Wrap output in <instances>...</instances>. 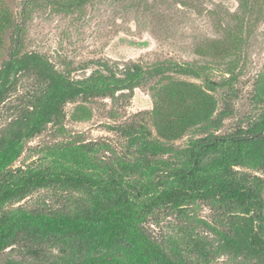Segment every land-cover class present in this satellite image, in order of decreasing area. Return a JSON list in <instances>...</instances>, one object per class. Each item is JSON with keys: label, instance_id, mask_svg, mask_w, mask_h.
I'll list each match as a JSON object with an SVG mask.
<instances>
[{"label": "trees", "instance_id": "1", "mask_svg": "<svg viewBox=\"0 0 264 264\" xmlns=\"http://www.w3.org/2000/svg\"><path fill=\"white\" fill-rule=\"evenodd\" d=\"M8 29L14 46L0 62V105L15 92L22 77H33L38 87L16 107L17 117L0 132V253L15 244L33 246H28V252L39 253L34 246L49 243L62 251L60 259L49 264H210L224 253L264 264V179L235 171L236 166L264 170V115L244 132L212 133L180 147L177 139L202 123L220 125L222 117L212 118L217 105L213 96L174 81L152 94L154 130L146 124L126 129L130 146L137 149L132 159L105 161L88 144L70 142L45 149L40 160L13 169L26 141L50 123L60 122L66 103L133 89L148 75L135 64L120 77L114 71L97 70L87 78L74 79L58 71L42 53L22 51V25L2 7L0 44ZM179 68L199 75L196 68ZM169 91L172 99L177 94L198 99L190 108L175 107L176 123L165 124L164 93ZM172 153L179 160L165 161L164 156ZM53 186L79 192L82 209L68 215L8 208L13 201ZM198 200L234 209L227 227H212L216 240L191 230L186 239H171L165 248L151 238L144 225L156 208L182 210L186 201ZM4 264L24 263L9 259Z\"/></svg>", "mask_w": 264, "mask_h": 264}, {"label": "rangeland", "instance_id": "2", "mask_svg": "<svg viewBox=\"0 0 264 264\" xmlns=\"http://www.w3.org/2000/svg\"><path fill=\"white\" fill-rule=\"evenodd\" d=\"M0 8L22 25V51L45 55L54 67L74 79H84L100 70L122 76L135 64L147 79L133 89L114 94L83 96L65 104L63 117L50 123L25 143L13 169L40 160L44 150L66 143L88 144L105 161L132 159L137 153L126 135L128 127H152L153 92L163 84L184 82L196 93L205 91L216 101L213 119L220 125L202 123L175 144L184 147L192 138L209 134L224 136L244 132L264 115V0H0ZM11 29L0 44V62L14 46ZM180 66L199 71L183 73ZM159 68V69H158ZM155 72L149 75L148 72ZM158 70V71H156ZM215 85L214 87L212 84ZM179 84V83H178ZM180 86V85H179ZM33 77H22L15 92L0 105V132L18 115L36 91ZM191 89V88H190ZM164 93L165 124L176 123L177 109L197 104V97ZM218 125V127H217ZM165 161L177 162L172 153ZM239 175L260 176L264 170L236 166ZM81 194L60 186L41 188L26 198L9 203L33 212L68 215L82 209ZM234 209L211 200L186 201L182 210L156 208L145 223L151 238L165 248L170 240L186 239L193 230L216 240L212 227L229 225ZM15 244L0 253V263L49 264L62 255L60 246ZM210 264H252L229 253L213 257Z\"/></svg>", "mask_w": 264, "mask_h": 264}]
</instances>
